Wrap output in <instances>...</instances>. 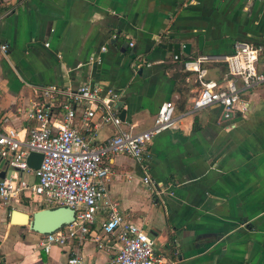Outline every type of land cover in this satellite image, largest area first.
Instances as JSON below:
<instances>
[{
  "label": "crops",
  "instance_id": "obj_1",
  "mask_svg": "<svg viewBox=\"0 0 264 264\" xmlns=\"http://www.w3.org/2000/svg\"><path fill=\"white\" fill-rule=\"evenodd\" d=\"M263 38L260 0H0V44L7 45L0 49V129L26 135L35 121L24 109L42 100L39 86L47 84L74 89L99 82L119 90L120 113L136 131L172 100L180 120L148 144L151 175L167 192L152 196L134 158L117 153L104 158L112 169L108 195L154 237L166 257L161 264H264V82L243 88L247 110L225 118L219 104L191 109L201 84L183 65L211 55L203 63L205 79L224 84L223 56L237 41ZM160 41L189 42L190 52L175 58ZM61 98L55 97V114ZM76 107L73 123L87 138L101 142L113 132L98 116L86 124L83 107ZM2 169L11 172L3 161ZM32 202L0 201V264H68L76 244L45 252L36 244L38 232L9 221L11 209L28 211ZM78 248L84 264H109L113 255L89 238Z\"/></svg>",
  "mask_w": 264,
  "mask_h": 264
},
{
  "label": "built area",
  "instance_id": "obj_2",
  "mask_svg": "<svg viewBox=\"0 0 264 264\" xmlns=\"http://www.w3.org/2000/svg\"><path fill=\"white\" fill-rule=\"evenodd\" d=\"M260 1L264 9V0ZM105 48L102 45L99 50ZM0 49L5 52L6 43H1ZM261 53H264V38L259 44L237 41L234 51L223 56L229 74L224 84L205 79L203 63L211 55L184 59V67L195 71L201 84L191 109L219 104L225 118L247 110L248 103L241 98V90L264 82V68H259ZM90 60L100 62L101 57L91 55ZM39 90L42 100H33L24 109L25 117L35 121L28 133L23 135L11 126L0 129V156L15 167L14 173L0 177V201L28 198L40 207L73 208L74 219L70 223L51 232L38 233L36 240L45 252L53 245L76 244V248L69 250L68 264H84L78 245L87 238L113 254L109 264L166 263V257L156 249L154 237L141 225L126 219L117 200L108 195L107 182L112 169L104 158L117 153L133 157L140 167L142 184L152 196L162 198L167 189L151 175L148 144L153 136L180 120L174 102H161L153 123L136 131L120 115V109L125 106L121 92L112 87L83 82L74 89L47 84L39 86ZM56 96L62 97L57 114L53 112ZM77 105L83 107L81 115L86 124L98 116L101 123L112 125L113 132L101 142L87 138L73 123ZM31 150L43 154L36 169L26 161ZM92 224H98L99 230L92 233Z\"/></svg>",
  "mask_w": 264,
  "mask_h": 264
},
{
  "label": "water",
  "instance_id": "obj_3",
  "mask_svg": "<svg viewBox=\"0 0 264 264\" xmlns=\"http://www.w3.org/2000/svg\"><path fill=\"white\" fill-rule=\"evenodd\" d=\"M162 47H166L172 50L175 54L180 56L181 51L185 53L190 52V43L180 41H171V42H158ZM125 111L122 110L120 115L124 117ZM42 152L31 150L27 157L26 161L29 167L36 169L40 166L42 160ZM3 161L7 163L0 156V162ZM8 164V163H7ZM11 169V172H8L7 169L0 170V177H4L8 174L14 173L15 167L8 165ZM74 219V209L66 205H58L54 207H40L32 212H27L20 210L18 208H13L10 211L9 221L11 223L27 224L30 229L38 232H51L65 224L70 223Z\"/></svg>",
  "mask_w": 264,
  "mask_h": 264
},
{
  "label": "rangeland",
  "instance_id": "obj_4",
  "mask_svg": "<svg viewBox=\"0 0 264 264\" xmlns=\"http://www.w3.org/2000/svg\"><path fill=\"white\" fill-rule=\"evenodd\" d=\"M32 204L33 205L30 206L31 207L30 208L31 210H28V211L26 210L27 212H32L33 210H35L34 207H37V209L40 208V206L37 204V202L33 201Z\"/></svg>",
  "mask_w": 264,
  "mask_h": 264
}]
</instances>
